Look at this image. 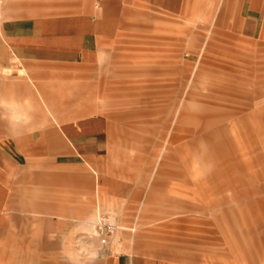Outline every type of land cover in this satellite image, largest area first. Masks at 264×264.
<instances>
[{"label": "rangeland", "instance_id": "obj_1", "mask_svg": "<svg viewBox=\"0 0 264 264\" xmlns=\"http://www.w3.org/2000/svg\"><path fill=\"white\" fill-rule=\"evenodd\" d=\"M106 1L108 47L90 109L111 124L107 176L142 192L122 215L76 202L69 222L47 219L42 241L0 242V264H101L108 247L148 264H264V95L236 100L228 119H200L229 70L264 74V26L248 35L224 2L176 16L162 0ZM137 84L146 89L132 97L120 89Z\"/></svg>", "mask_w": 264, "mask_h": 264}, {"label": "crops", "instance_id": "obj_2", "mask_svg": "<svg viewBox=\"0 0 264 264\" xmlns=\"http://www.w3.org/2000/svg\"><path fill=\"white\" fill-rule=\"evenodd\" d=\"M106 2L2 0L0 242L8 248L15 240L26 243L27 234H39L42 241L47 219L69 222L76 216V202L97 199L104 210L114 207L122 215L133 210L128 203L137 202L142 192L132 181L107 176L114 150L111 124L90 109L92 74L100 70L108 47ZM222 2L246 20L248 35L264 26V0H162V9L170 15L196 16ZM241 73L228 71V83L212 90L211 109L200 119L209 124L214 117L228 119L242 104L236 100L263 97L264 74L252 78L246 69ZM120 89L128 90V98L146 88L137 84ZM128 192L130 197H125ZM99 256L101 264H148L110 247Z\"/></svg>", "mask_w": 264, "mask_h": 264}, {"label": "built area", "instance_id": "obj_3", "mask_svg": "<svg viewBox=\"0 0 264 264\" xmlns=\"http://www.w3.org/2000/svg\"><path fill=\"white\" fill-rule=\"evenodd\" d=\"M1 6H2V0H0V14H1ZM111 227L109 228V233H111ZM102 244L106 245L109 244L107 239L102 240Z\"/></svg>", "mask_w": 264, "mask_h": 264}]
</instances>
